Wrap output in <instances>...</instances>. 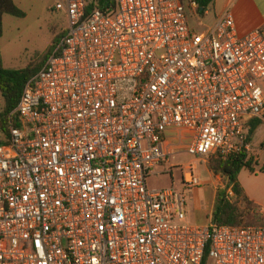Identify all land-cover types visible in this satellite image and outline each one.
Returning <instances> with one entry per match:
<instances>
[{"label":"built area","instance_id":"obj_1","mask_svg":"<svg viewBox=\"0 0 264 264\" xmlns=\"http://www.w3.org/2000/svg\"><path fill=\"white\" fill-rule=\"evenodd\" d=\"M115 1L51 8L68 29L0 144V264H264V227L188 223L175 181L147 186L180 153H252L264 31L239 35L227 12L198 32L194 0ZM186 170L185 194L202 185Z\"/></svg>","mask_w":264,"mask_h":264},{"label":"rangeland","instance_id":"obj_2","mask_svg":"<svg viewBox=\"0 0 264 264\" xmlns=\"http://www.w3.org/2000/svg\"><path fill=\"white\" fill-rule=\"evenodd\" d=\"M17 5L26 13L25 18L9 16L6 21L5 33L0 39V56L7 69H23L33 64L36 67L44 65L50 56L53 44L60 40L67 31L69 21L64 11H52L56 0H16ZM189 21L192 28L202 31L207 24L197 16L196 10L190 11ZM4 109V99L0 92V113ZM264 125L258 129L253 138V151L248 155L253 160L251 173H263L264 168ZM0 138H4L3 135ZM209 162V160H208ZM208 162L200 164V161L188 153L177 154L171 163L177 168L174 171V180L170 175L169 165L157 168L159 175H152L147 179L149 190H167L177 184V191L184 194L187 202V221L195 225H207L211 218V210L214 201V189L212 181L217 177L211 175ZM189 166L197 167L195 173L200 177L202 185L199 191L192 190L186 194L182 191L183 171L187 172ZM247 170V169H245ZM248 171V170H247ZM250 171V170H249ZM247 174V173H244ZM220 178L218 189L224 188L226 180ZM264 178V176L262 177ZM264 188V179L262 181ZM211 188V191H210ZM229 198L230 190L227 194Z\"/></svg>","mask_w":264,"mask_h":264},{"label":"trees","instance_id":"obj_3","mask_svg":"<svg viewBox=\"0 0 264 264\" xmlns=\"http://www.w3.org/2000/svg\"><path fill=\"white\" fill-rule=\"evenodd\" d=\"M194 1L198 5L197 16L201 19L206 17L210 7L215 2V0ZM98 7L106 12L111 8H116V1L99 0ZM7 15L16 18L26 17V13L14 0H0V39L4 35V18ZM60 40L53 44L50 55ZM45 64L40 67L30 64L23 69H7L0 56V92L4 99V109L0 113V136L3 135L4 138H0V144L8 143L12 126H20L18 114L15 110L20 103L26 84L37 75ZM247 124L249 126V139L253 141L256 132L264 123L257 118H253ZM252 162L253 160L246 153L235 154L227 160H222L216 156L209 159V171L213 175L226 180L227 183L224 188H220L216 192L211 216L213 223L219 226L264 227V212L257 203L247 196L239 181V175L243 170L253 171ZM229 190L234 194L232 198L227 196Z\"/></svg>","mask_w":264,"mask_h":264},{"label":"crops","instance_id":"obj_4","mask_svg":"<svg viewBox=\"0 0 264 264\" xmlns=\"http://www.w3.org/2000/svg\"><path fill=\"white\" fill-rule=\"evenodd\" d=\"M14 1L16 4H18L16 0ZM227 12H232L239 35L245 36L257 29H261L264 31V0H215L213 5L210 7V10L208 11L206 17L202 19L207 24V26L203 27V29L212 28L216 24L218 19ZM8 17L9 16L7 15L4 18V33ZM263 140L264 137L258 143L262 142ZM176 142H178V140ZM209 173L212 175L210 171ZM263 176L264 173L256 174L251 173V171L249 170H243L239 175V181L244 188L247 196L255 203H257L264 212V188L262 187V181L264 179L262 178ZM219 184L220 178L216 177L214 181H212V186H214L213 205L215 202L216 192L218 190ZM192 191L194 193H197L199 189L195 188ZM188 223L190 222L188 221Z\"/></svg>","mask_w":264,"mask_h":264}]
</instances>
